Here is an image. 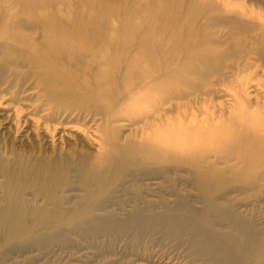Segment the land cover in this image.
<instances>
[{
    "label": "bare ground",
    "instance_id": "bare-ground-1",
    "mask_svg": "<svg viewBox=\"0 0 264 264\" xmlns=\"http://www.w3.org/2000/svg\"><path fill=\"white\" fill-rule=\"evenodd\" d=\"M68 1L0 0V125L37 142L0 139V264H264V112L223 132L182 112L264 70V19Z\"/></svg>",
    "mask_w": 264,
    "mask_h": 264
},
{
    "label": "rangeland",
    "instance_id": "rangeland-1",
    "mask_svg": "<svg viewBox=\"0 0 264 264\" xmlns=\"http://www.w3.org/2000/svg\"><path fill=\"white\" fill-rule=\"evenodd\" d=\"M15 2V0H13ZM150 1L155 3L162 2L164 0H143L144 3L148 4ZM172 1H181V0H172ZM191 1V0H190ZM193 2L203 1V4L213 3L214 5L225 4L230 8L238 10L243 8L245 10L251 11L256 16L264 19V0H192ZM69 4L73 2L68 1ZM126 1L119 3L118 5H125ZM15 8V7H14ZM34 10V9H33ZM45 15V13H44ZM45 17V16H44ZM212 30V29H211ZM213 30L221 31L218 28H213ZM212 30V31H213ZM222 32V31H221ZM241 59L236 60L233 64L243 63L247 56L242 54ZM230 64V63H229ZM179 66H175L178 68ZM258 69V67H255ZM255 69L245 71L237 75V77L229 76L227 80L223 83L219 82L217 78L214 77L213 80L216 81L214 85L211 86V89L214 91V94L202 96L198 98V103L189 104L182 112H186L187 120L190 121L192 118V113L197 114L198 118H212L217 128V131L223 132L228 131L229 129L235 127L236 118L239 114L241 108L244 106H250V108L256 111L264 112V70L261 72H255ZM193 100V98H192ZM197 100V98H196ZM185 102H179L181 104H186ZM182 115V113H181ZM175 116L177 113H175ZM25 128L20 130L19 128L7 131L3 129V124L0 125V139H4L6 145L11 147L15 152H18L23 155H29L34 153L35 145L37 142L32 136L31 131H25ZM21 132V133H20ZM127 133V132H126ZM59 135H56L54 139H58ZM10 140H12L10 142ZM58 140H55L54 143H57ZM47 145V144H46ZM51 146L47 145V149ZM10 148V149H11ZM264 186V185H263ZM56 246L51 247L50 249L56 250ZM72 251V252H71ZM64 253H60L62 261H69V264H80L79 258L80 254H87L90 256V250H83L79 254L76 253L73 249ZM52 254V253H51ZM50 254V255H51ZM39 261L38 264H41Z\"/></svg>",
    "mask_w": 264,
    "mask_h": 264
}]
</instances>
